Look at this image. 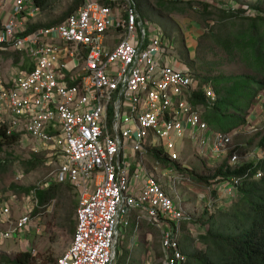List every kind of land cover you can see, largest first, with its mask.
Segmentation results:
<instances>
[{"label":"built area","instance_id":"obj_1","mask_svg":"<svg viewBox=\"0 0 264 264\" xmlns=\"http://www.w3.org/2000/svg\"><path fill=\"white\" fill-rule=\"evenodd\" d=\"M12 1L0 50L27 56L32 67L0 77V139L28 137L34 155L60 161L55 182L79 195L72 243L54 264H116L127 232L144 225L161 233L162 264H187L180 245L187 216L173 197L189 182L186 141L208 166L228 160L225 172L256 166L264 152L230 150L245 127L210 129L213 84L174 65L173 40L140 17L135 0H85L63 22L33 32L26 0ZM227 10L264 18L236 4ZM262 176L247 170L216 179L219 200L238 202L244 183ZM27 195L0 193L2 240L25 243L42 209L36 190Z\"/></svg>","mask_w":264,"mask_h":264},{"label":"rangeland","instance_id":"obj_2","mask_svg":"<svg viewBox=\"0 0 264 264\" xmlns=\"http://www.w3.org/2000/svg\"><path fill=\"white\" fill-rule=\"evenodd\" d=\"M84 1L49 0L48 9L37 18V24L42 26L53 25L54 22L66 18ZM257 1L256 4L246 3V5L264 13V0ZM233 2L235 4L239 3L240 6L244 5V2L237 0H193L191 2L193 6L188 5L185 7V14L182 13L183 11L177 12L175 14L177 19L175 20L179 21V24L183 27L185 21L186 23L188 21H193V23L203 21V14L199 13L198 3L210 5L211 10H222L219 8L220 6H229ZM181 5L182 2L179 6ZM149 11L152 17L145 16V19L157 23L172 38L175 45V55L184 53L183 43L185 39L178 29L175 32L177 25L172 19L169 7L162 9L157 5L154 9L150 8ZM210 24L212 26V23ZM169 26H171V29ZM198 27L201 30L196 29L194 32L203 35L199 39L195 57L193 59L181 58L198 80L205 82L207 78L220 74L226 76L251 74L241 64L231 61L224 52L213 44L210 38V27L208 28L205 24H198ZM1 28L2 26H0V30ZM29 62V58L25 55L8 49L0 50V77L3 80L8 79V75L13 69L21 68L22 65L29 66ZM253 124L254 122H251L250 125H246L247 127L245 126V129L242 130L243 133L233 138V145L230 150L238 152L239 149L248 146L249 141L257 133L264 132V122H257L256 126ZM185 145L186 150L183 158L191 170L188 175L189 182L179 188L178 193L174 194L173 197L174 199L178 197L176 199L177 204L182 207L187 216V221L182 223L180 245L181 250L188 258L193 254L207 253L206 247L200 242V236H205L211 224L226 222L225 216L234 206L240 203L242 196L239 197L238 202L227 199L219 200L222 192H218L217 186L220 183H216V179L212 180L211 178L216 175L222 166L228 163V160L223 163L213 162L211 166H208L206 161L198 156L199 153L192 149L194 144L191 141H186ZM254 149L255 147L241 154H249ZM45 152L47 154V151ZM45 154L34 155L32 153V141L26 136H22L15 145L2 148L0 151V193L4 196L16 195L23 201L24 196L28 195L17 192L14 188L31 189L32 191V189H47L51 185L57 184L55 175L60 161L56 158L50 159ZM35 160L36 164L34 166L31 162ZM148 163L152 164L151 158H148ZM209 178V181H204ZM64 186L58 196L42 206L41 210L36 211L32 229L25 235L24 244L15 240L5 241L0 237V259L14 260L22 253H28L29 248H31L35 250L34 254L31 252V255L34 256L33 264H54L69 249L76 230L79 195L72 186ZM167 190H169L168 187ZM19 216V212L13 213L15 218ZM130 235H133V238L136 239L137 245L130 243V239H128ZM160 241V231L150 226L144 225L136 234L130 230L120 245L116 264H162L163 254ZM129 258L130 262L127 263L126 261Z\"/></svg>","mask_w":264,"mask_h":264},{"label":"trees","instance_id":"obj_3","mask_svg":"<svg viewBox=\"0 0 264 264\" xmlns=\"http://www.w3.org/2000/svg\"><path fill=\"white\" fill-rule=\"evenodd\" d=\"M32 1L36 8L41 10L48 8L49 0ZM188 5L193 6L191 2L185 6ZM197 5L199 13L203 14L204 18L199 24L210 27L213 44L231 61L241 64L251 73L239 76L220 74L205 80L213 84L218 102L213 109L207 111L204 120L212 131L229 134L248 124L246 122L248 112L255 99L264 92V18L247 17L244 10H211L212 7L208 4ZM251 9L258 11L256 8ZM65 19L54 22L53 25ZM50 26H31L30 32ZM2 137L0 151L5 146L17 144L20 140L16 137ZM254 147L264 152V132L257 133L249 141L248 146L239 149L238 152H246ZM31 164L35 166L36 160ZM225 168L226 164L211 179L243 176L247 170H251L252 175L262 173L263 176L260 180L249 179L244 183L241 189L242 200L225 216L226 222L211 224L205 236H200V242L206 247L207 253L188 256V264H264V160L256 166L250 165L242 170L225 172ZM209 180L210 178L204 181ZM64 187L62 184H54L47 189L34 190L41 206H44L58 196ZM14 190L25 194L31 192V189ZM33 257L31 253H22L14 260L1 258L0 264H33Z\"/></svg>","mask_w":264,"mask_h":264},{"label":"crops","instance_id":"obj_4","mask_svg":"<svg viewBox=\"0 0 264 264\" xmlns=\"http://www.w3.org/2000/svg\"><path fill=\"white\" fill-rule=\"evenodd\" d=\"M192 1L193 0H135L137 7H138L139 15L143 19L146 18L145 16H151L152 17V15L149 11L150 8L154 9V7H157V5H158V7L162 8V9L169 7V10L172 14L171 15L172 19H174V23L177 25V28H175V32H177L176 30L178 29L181 32V34L184 36V39H185V41L183 43L185 51L181 55H179V54L174 55L175 56L174 65L177 68L188 69L190 71H191V69L187 65H185V63L183 62V60L181 58L188 57L190 59H193L195 57L197 48L199 46V39H201L203 34L202 33L197 34L194 32V31H196V29L197 30L200 29L198 27L199 22L193 23V21H190V22L188 21V23H186V21H185L184 27H183V25L181 26L179 24V21L175 20V19H177L175 14L179 11L184 12L185 7H186L185 5L189 2H192ZM237 1L244 2V5H242V6H240L239 3H236V5H238V7L250 8V9H251V7L249 5H246V3L256 4L258 2L257 0H237ZM181 2H182V5L179 6V4ZM233 4H235V3L233 2ZM230 5H232V3ZM229 6H220L219 8L222 10H227L229 8ZM26 7H27L26 17H27V22H28L29 28L31 26L41 25V24H37V18L41 15V13H44L48 8L46 10H41L39 8H36L32 0H26ZM78 7L79 6H77L74 10H76ZM12 11H13V1L12 0H0V20L2 23L5 24L11 18ZM183 14H185V13H183ZM151 23H153V22H151ZM154 24L157 25V23H154ZM192 25H197V26H192ZM166 26H167V22H166ZM170 27L171 26H169V28ZM29 63H30L29 66L22 65L21 68H19V69L25 70V69L31 68L32 67L31 60ZM191 73H192V71H191ZM246 122L249 125L251 124V122H254V124H253L254 126H256L257 122H264V92L261 93L253 102L252 107H251V109L248 112V115L246 117ZM128 239H130V243L133 245V243H132L133 239H134L133 235H130ZM126 262L129 263L130 258Z\"/></svg>","mask_w":264,"mask_h":264}]
</instances>
